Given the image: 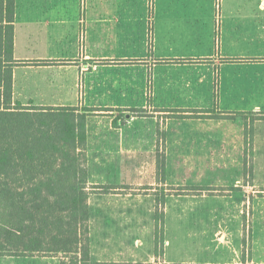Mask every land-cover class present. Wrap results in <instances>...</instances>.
I'll use <instances>...</instances> for the list:
<instances>
[{
  "label": "rangeland",
  "instance_id": "1",
  "mask_svg": "<svg viewBox=\"0 0 264 264\" xmlns=\"http://www.w3.org/2000/svg\"><path fill=\"white\" fill-rule=\"evenodd\" d=\"M50 65L45 71L19 68L14 99L85 113L94 173L109 180L115 168L107 161L123 159L114 166L122 180L96 186L113 194L89 200L94 258L117 256L103 264H158L151 256L155 214L162 212L168 257L186 261L178 264H264V102L259 110L225 112L215 106L156 108L145 96L84 101L80 78L76 86L44 83L56 81L57 64ZM117 139L122 149L103 147ZM59 256H0V264H59Z\"/></svg>",
  "mask_w": 264,
  "mask_h": 264
},
{
  "label": "crops",
  "instance_id": "2",
  "mask_svg": "<svg viewBox=\"0 0 264 264\" xmlns=\"http://www.w3.org/2000/svg\"><path fill=\"white\" fill-rule=\"evenodd\" d=\"M13 11V99L19 68L45 71L56 63V81L44 83L76 86L80 78L84 101H143L145 96L156 108L215 106L225 112L263 106L264 0H14ZM4 23L0 0V27ZM86 117L82 153L90 210L91 195L113 194L111 188L96 186L118 184L123 177L114 166L123 159L111 156L107 161L115 168L110 182L93 172ZM105 143L104 148H123L120 139ZM88 235L90 261L117 260L112 255L94 258L89 226ZM167 243L164 238L156 253L154 241L151 259L158 264L186 262L168 257ZM36 255L51 253L0 256ZM58 255L60 264L63 254ZM211 260L188 262L213 264Z\"/></svg>",
  "mask_w": 264,
  "mask_h": 264
},
{
  "label": "trees",
  "instance_id": "3",
  "mask_svg": "<svg viewBox=\"0 0 264 264\" xmlns=\"http://www.w3.org/2000/svg\"><path fill=\"white\" fill-rule=\"evenodd\" d=\"M13 10L14 0H1L0 255L62 253L60 264H96L88 249L85 113L13 99ZM154 234L158 253L162 212Z\"/></svg>",
  "mask_w": 264,
  "mask_h": 264
}]
</instances>
